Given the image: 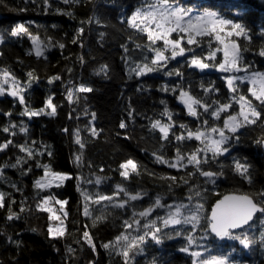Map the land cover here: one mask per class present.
<instances>
[{
	"label": "trees",
	"instance_id": "16d2710c",
	"mask_svg": "<svg viewBox=\"0 0 264 264\" xmlns=\"http://www.w3.org/2000/svg\"><path fill=\"white\" fill-rule=\"evenodd\" d=\"M152 2L0 0V70H7L23 86L24 98L21 104L19 97H0V193L4 194L0 207V264H126L121 248L106 249L103 245L111 244L125 232L139 236L146 231L149 235L130 251L127 264H194L197 257L192 252H200L202 260L226 258L229 264H264V214L258 213L251 224L234 231V235L252 241L247 248L239 240L221 239L208 226L212 207L226 194H249L257 203L261 200L257 194L264 191V105L251 96L247 80L236 82L235 93L228 88L231 74L218 68L222 52L208 59L220 47L215 40L209 46L205 38L198 46L187 44L185 39L181 43L184 54L172 59L171 49H165L163 40L153 44L147 31L132 27V15ZM172 3L193 13L216 12L242 24L248 38H231L241 46V66L250 65L248 72H264V56L259 55L264 50V0ZM21 24L26 31H17ZM178 36L172 33L170 38ZM34 38L44 45L42 55L36 54ZM153 49L163 50L169 59L154 66ZM193 58L209 67L192 66ZM144 64L157 70L138 75L137 66ZM81 85L92 91H78ZM69 91L73 92L72 100L68 99ZM181 91L201 101L195 106L198 116L189 115L180 99ZM239 95L252 100L261 116L255 124H246L234 134L227 132L238 137L222 146L227 152L215 158L211 152L200 153L202 161L207 159V163L200 164V171L217 173L212 183L187 162L191 153L203 147L201 142L176 137L222 127L228 115L239 112ZM49 99L55 106L54 115L48 114ZM221 104H231V108L216 119L211 113ZM25 109L37 113L43 110V114L22 115ZM156 121L170 125L167 138L159 128L152 127ZM77 133L83 147L76 143ZM177 149L185 156L177 167L158 161L162 157L175 163ZM76 157H80L79 161ZM128 160L137 165L135 172L131 166L121 168ZM237 163L249 166L251 184L236 171ZM45 165L71 178L59 187L55 184L37 188L36 181L44 175ZM124 171L129 173L127 178L121 175ZM97 178L103 183L96 184ZM82 191L114 199L100 205L87 201L91 215H84ZM137 193L143 199H129ZM46 196L66 201V215L61 212L66 224L63 236H53L48 231L54 219L49 211L38 207ZM157 197L164 205L202 204L200 225L196 229L190 224L165 227L163 220L157 219L163 217L160 208L143 219L134 215L154 205ZM125 200L128 203L124 208L114 207ZM9 215L13 219L9 220ZM101 216L104 218L98 219ZM135 219L140 220L139 230ZM125 220L133 222V227L126 229ZM151 220H156L160 228L156 233L159 243L151 235L155 229L143 227ZM84 232L90 234L94 248L84 238ZM190 235L194 237L191 244ZM183 248L188 251H181Z\"/></svg>",
	"mask_w": 264,
	"mask_h": 264
},
{
	"label": "snow or ice",
	"instance_id": "6c2138e0",
	"mask_svg": "<svg viewBox=\"0 0 264 264\" xmlns=\"http://www.w3.org/2000/svg\"><path fill=\"white\" fill-rule=\"evenodd\" d=\"M65 3H69L70 0H64ZM147 10L138 9L130 18L131 26L134 28H140L141 31H147L148 39L153 42V44L157 40H163L165 49H171V58L175 59L177 56H182L185 52L184 47H181V43L186 39L187 44L189 45H200L205 42V38H207L206 42L211 46L212 40L218 42L220 47H216L210 54L208 59H215L216 54L222 52L223 60L218 64V68L220 71L225 73H239L241 71L248 72V68L250 65H242L243 56L241 52V46L235 39H231L233 36L241 37L244 36L248 38L247 31L244 26L240 23H235L231 19H225L220 17L216 12L205 11L203 13H193L189 9H185L179 6H175L172 3V0H153L152 3L146 5ZM154 25V28H153ZM143 26V27H142ZM17 31H26L24 25H20ZM82 31V30H81ZM172 33H178L179 36L177 39H171ZM33 42L36 44V54L42 55L40 50L39 42L34 38ZM63 47V45H60ZM155 51V59L152 61L154 66H158L161 61H165L169 59V57L165 56L164 51L161 49H153ZM191 51V49H189ZM245 51L247 49H244ZM259 55L264 56V50L260 51ZM191 65L205 69L209 67V64L204 63L201 59L193 58L191 60ZM138 75H144L149 72H153L157 70V67H150L148 64H144L142 66H137ZM172 75V73H168ZM31 76V73H29ZM176 75H180L179 72ZM5 79L3 83H7V70H4ZM243 82L244 80H248L251 84V88L249 92L251 96L254 97L256 101H259L261 105H264V72L253 71L250 75L247 76H237L231 75L227 78L228 88L233 92H237L238 85L237 81ZM164 91H168L169 89L164 88ZM80 92H90L91 88L85 87L83 85L78 89ZM4 89L2 85H0V95H3ZM18 94L17 91L11 92V95L16 96ZM73 92H68V99L72 100ZM181 101L187 106L188 113L191 116H198V112L196 110V105H200L201 101L191 96L188 92L181 91L180 92ZM234 99H236L234 97ZM19 101L21 104L24 103L23 96L19 97ZM236 102L240 106L239 112L233 115H228L227 118L223 121L222 127L213 126L207 132L197 130L196 132H188L187 137L181 135L177 136V140L184 139H193L200 141L203 145L202 148L196 149L193 153H191L187 157V162L189 164H194L198 171H200V164L207 163V159L203 161L200 158V153L211 152L213 154V158L215 156L222 154L223 152H227L228 149L222 147L226 144L230 139H238V137H232L226 135V131L229 133H236L240 127H243L246 124H255L256 120L260 118L261 112L257 110L256 106H254L252 100L248 99L244 95H239ZM163 103V101H162ZM47 107L51 108V112L49 115L55 114V106L52 105L51 100L49 99L47 102ZM231 108V104H221L218 109L211 113V115L215 116L216 119H220V114L222 112L227 111ZM204 111H208V106H204ZM43 114V110L40 113L37 112H29L25 109L22 115H38ZM165 114L169 116L171 119V114L167 113L165 110ZM205 124L208 123L207 120L204 121ZM122 128L125 125L122 123L120 125ZM153 128H159V130L164 134V137L167 138L168 131L170 125L164 124L162 125L160 121H156L153 125ZM185 127V126H181ZM24 129H22L23 131ZM4 131H8L7 128ZM93 135H96L95 130L93 129ZM212 134H218V139L213 138ZM76 143L80 144L81 147L84 145L81 143L79 139V134L77 133ZM264 143V141H261ZM3 147H7L5 144ZM31 155V152H29ZM50 155V153H49ZM80 157H76V160L79 161ZM160 163H168L169 167H177L181 164L182 161L185 160V156L182 155L177 149L176 162L170 163L169 161L164 160L162 157L157 158ZM131 166V170L133 172L136 171L137 165L132 161L128 160L125 164L121 165V168L128 169ZM186 166V165H185ZM15 167V165H13ZM236 171L239 172L248 182L252 183V178L248 175L249 166L242 165L240 163L236 164ZM44 177H50V179H44L36 181L37 188H48L52 185L53 182H56V186L59 187L62 185L63 181L70 179L71 177L67 174H62L58 172H52L51 169L45 165ZM121 175L125 178L128 177V171L121 172ZM200 175L209 178V180L214 183L215 181L212 179L217 175V173L211 171H200ZM175 179L174 177L172 178ZM89 183L91 181H88ZM101 182L100 178H97L95 183L99 184ZM120 192H125V189L117 186ZM119 192L117 193V195ZM146 195V193L144 194ZM196 195L199 196L200 193L196 192ZM261 200L259 203L254 200L253 197L249 195H226L220 201H218L215 207L212 209L210 216L209 227L211 232L215 233L216 236L221 239L230 238L239 240V242L245 247H249L252 243L247 237L241 238L239 235H234V230L243 228L245 225H249V222L253 220L257 213L264 214V191H261L257 194ZM82 196L85 200L84 205V215H91L89 212V205L87 201H91L94 204L100 205L102 202H111L114 197L111 195L105 194H89L87 191H82ZM4 194L0 193V207L3 206ZM52 199V197L45 198L42 202V205H38V207L43 208L45 211H50V209L43 207L48 204V201ZM129 199L132 201L143 199V195L137 193L129 196ZM191 199V197H189ZM57 203L64 204L66 201H57ZM128 203L127 200L122 201L114 205V207L124 208ZM171 207L166 206L161 203V198L157 197L155 199L154 205L145 208L137 214L141 219L150 216L156 208H164ZM186 205L183 203L175 206L174 211H170L168 213L167 218L157 217V219H162L165 227L169 225H180L190 224L193 228H196L200 225L201 215L199 214L202 209V204H197L193 209L190 210V214L184 215L182 209H184ZM23 210V209H22ZM66 215V213H65ZM182 217V218H181ZM18 218V217H17ZM54 219H59L58 217H53ZM104 217L101 216L98 219L102 220ZM8 219H13V215H9ZM94 220V224H95ZM135 225L137 226V230H139L140 220H134ZM124 226L126 229H130L133 227V222L128 220L124 221ZM145 229H155V231H151L152 238L159 243V239L156 237V233L160 231V228L156 227V220L148 221L143 225ZM49 233L54 236H63L64 230L63 228H49ZM149 235V231L144 232L143 235L139 236H130L127 232L122 233L117 236L115 241L111 244H104L103 247L108 248H121L122 251L120 254L125 258L126 264L129 258V253L133 249L138 247V243H143L145 240V236ZM84 238L87 240L88 244L93 248L95 245L93 244L92 238L88 232L83 233ZM264 239V238H262ZM189 244L194 243V237L192 235L188 236ZM181 251L187 252L188 248H183ZM191 255L193 257L199 258L201 256L200 252H192ZM194 264L196 262L194 261ZM199 264H229V261L226 258H213L208 260H200Z\"/></svg>",
	"mask_w": 264,
	"mask_h": 264
},
{
	"label": "rangeland",
	"instance_id": "374dc122",
	"mask_svg": "<svg viewBox=\"0 0 264 264\" xmlns=\"http://www.w3.org/2000/svg\"><path fill=\"white\" fill-rule=\"evenodd\" d=\"M144 10L146 11L147 9H144ZM153 28H154V25H153ZM0 40H1V34H0ZM37 41L39 42V44H40V50L42 51L44 49V45H43V43L41 41H39V40H37ZM35 49H36V44H35ZM230 74L231 75H237V76H247V75H250L251 72H247L246 73L244 71H241L239 73H230ZM4 79H5L4 72H2L0 70V85H2V87L4 89V93H3V95H0V97L5 96V95H11V92L17 91V90H18V94L16 95V97L23 96L22 95L23 86L19 82H17L12 77V75L8 74V76H7V81L8 82L7 83H3ZM248 83L250 84L249 81H248ZM250 87H252L251 84H250ZM226 135H227V131H226ZM212 136H213V138H217V139L219 138L218 137V134H212ZM65 174H67V173H65ZM67 175H69V174H67ZM42 178H44V179H50V177H47L46 178L43 175V176L39 177L38 180H41ZM100 180H101V182L99 184H102L103 183V180L102 179H100ZM55 184H56V182H53L52 183V185H55ZM48 197H52V196H46L45 198H48ZM57 201H63V200H61V199H59L57 197H52V199H50L48 201V204L47 205H44L43 207H46V208L50 209L49 212H50L52 218L54 216L59 218V219H54L53 218L54 219V222L51 224L50 227L53 228V229H56V228L59 227V228H63V230H65L66 224H65V221H64V218H63L64 213H61V212H65L66 213L65 203L64 204H61V203H57ZM181 203H183L184 205H186V207L184 209H182L183 214L184 215L190 214V210L194 208L193 206L187 204L186 202H173L172 204L166 205V206H171V207L160 208L162 210V216H163V218H167L168 213L170 211H174L175 210V206L178 205V204H181ZM41 205H42V203H41ZM181 224H183V223H181ZM200 260H202V257L196 258V264H199V261Z\"/></svg>",
	"mask_w": 264,
	"mask_h": 264
},
{
	"label": "water",
	"instance_id": "95a60500",
	"mask_svg": "<svg viewBox=\"0 0 264 264\" xmlns=\"http://www.w3.org/2000/svg\"><path fill=\"white\" fill-rule=\"evenodd\" d=\"M226 195H246V194H241V193H230V194H226ZM247 195H249V194H247ZM249 196H251V195H249ZM252 197V196H251ZM224 197H222L221 199H219V200H217L216 202H215V205H216V203L218 202V201H220V200H222ZM215 205L212 207V209L215 207ZM212 209H211V212H212ZM211 212H210V216H211ZM258 215V213L256 214V216ZM255 216V217H256ZM255 217L253 218V220L255 219ZM252 220V221H253ZM252 221H250L249 222V224H251V222ZM248 225H245L244 227H247ZM243 227V228H244ZM240 229H242V228H240ZM211 230V229H210ZM239 229H236V230H234V231H238ZM213 233V232H212ZM215 234V233H214ZM216 235V234H215Z\"/></svg>",
	"mask_w": 264,
	"mask_h": 264
}]
</instances>
